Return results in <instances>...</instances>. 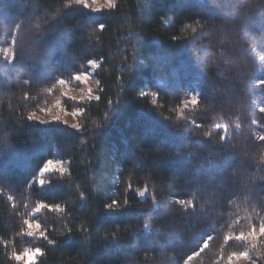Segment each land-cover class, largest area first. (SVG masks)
<instances>
[{
    "label": "trees",
    "instance_id": "obj_1",
    "mask_svg": "<svg viewBox=\"0 0 264 264\" xmlns=\"http://www.w3.org/2000/svg\"><path fill=\"white\" fill-rule=\"evenodd\" d=\"M262 57L264 0H0V264H264Z\"/></svg>",
    "mask_w": 264,
    "mask_h": 264
},
{
    "label": "rangeland",
    "instance_id": "obj_2",
    "mask_svg": "<svg viewBox=\"0 0 264 264\" xmlns=\"http://www.w3.org/2000/svg\"><path fill=\"white\" fill-rule=\"evenodd\" d=\"M115 3V0H84V4H86L88 7H90L93 11H99L103 8H109L113 6ZM111 5V6H110ZM7 56L11 57V50H7ZM94 67V65H92ZM87 78L82 79L79 81L81 84L80 87L73 86L71 84L67 85V96L69 98L75 99V100H85V99H91L94 97L93 90L97 87V81L94 77V71H90L88 73H85ZM85 74H82L84 76ZM79 115V112H64L63 118L66 123H68L71 126L77 125V116ZM36 119L43 123H48L52 120H54V114L53 113H46V114H36L34 115ZM62 169V165L60 163H53V167L49 170H59ZM48 172V171H47ZM44 174L45 172L42 171ZM34 229L38 230V227L34 225ZM262 246L264 248V233L262 237ZM27 253H35V255L32 256L31 261L28 258H22L20 259L23 261L24 264H32L35 262L38 252H27ZM23 257V254L21 255ZM237 264H255L253 263L249 255L247 258L241 257Z\"/></svg>",
    "mask_w": 264,
    "mask_h": 264
},
{
    "label": "snow or ice",
    "instance_id": "obj_3",
    "mask_svg": "<svg viewBox=\"0 0 264 264\" xmlns=\"http://www.w3.org/2000/svg\"><path fill=\"white\" fill-rule=\"evenodd\" d=\"M94 2H95V0H94ZM76 3L77 4H82V3H84V0H76ZM85 6H87V5L85 4ZM100 28L103 29L104 28V25L103 24H100ZM5 54L7 55V50H5ZM261 59H264V57H262ZM89 63H92V61H89ZM86 78H87L86 74L84 76H82L80 74H77V75H75V76L72 77V79H74L76 81H81L82 79H86ZM259 82H260L261 85H264V79L260 80ZM59 83L63 84V83H65V81L64 80H60ZM99 99H100V97H97V100H99ZM192 102L193 103H196L195 100H193ZM109 103H111V101H109ZM260 111L264 112V108H261ZM54 119L58 120L59 117H54ZM73 127H78V126L74 125ZM217 127L220 128L222 126L221 125H217ZM237 127H239V125H237ZM220 139L223 140L224 137H220ZM261 139H264V136H262ZM52 167H53V161L49 160V161H47V165L42 169V171L47 172ZM43 183H44L43 180H41L40 181V184L43 185ZM140 195L143 196L144 193L141 192ZM117 207H118V202L116 200H112L111 203L105 205V208L108 209L109 211L115 210ZM36 211L39 212L40 211V207H38L36 209ZM26 223H29V227H31V223L30 222H26ZM36 226L39 227V224H37ZM146 227H147V225H146ZM260 232L261 233H264V227H261L260 228ZM28 235L31 236L32 233L29 232ZM41 235L43 236V233ZM238 239H243V237H239ZM49 243H53V242L52 241H49ZM204 243H205V246H207V242L205 241ZM38 251H39V249L36 250V252H38ZM33 255H35V253H27L26 252V253L23 254V257L20 256V255H17L16 256V259L17 260H20V259L26 257V258H28L31 261V258H32ZM239 255L241 257L247 258L248 253L247 252H241V253H239Z\"/></svg>",
    "mask_w": 264,
    "mask_h": 264
}]
</instances>
